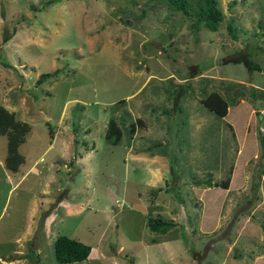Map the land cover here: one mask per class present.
I'll list each match as a JSON object with an SVG mask.
<instances>
[{"label":"rangeland","instance_id":"obj_1","mask_svg":"<svg viewBox=\"0 0 264 264\" xmlns=\"http://www.w3.org/2000/svg\"><path fill=\"white\" fill-rule=\"evenodd\" d=\"M216 1L219 26L193 32L163 0H0V105L29 124L15 170L0 134V264H240V246L263 250L264 0ZM209 91L224 116L200 101ZM154 152L158 188L141 157ZM158 215L175 224L150 230ZM57 234L86 258L56 262Z\"/></svg>","mask_w":264,"mask_h":264},{"label":"trees","instance_id":"obj_2","mask_svg":"<svg viewBox=\"0 0 264 264\" xmlns=\"http://www.w3.org/2000/svg\"><path fill=\"white\" fill-rule=\"evenodd\" d=\"M167 9L178 11L179 13L190 18L189 29L196 32L201 26H205L208 29L214 30L219 26V23L223 17V13L216 0H163ZM235 0H230L229 5H232ZM232 17L230 16L226 22V28L231 34L232 38L236 36L232 33L231 29ZM249 50L244 54V63L248 69L257 68L262 70L256 63H250L247 59ZM60 70L59 67L54 68L51 71L40 72L35 82H40L47 76L56 74ZM259 94L263 97L264 90L259 88ZM255 92L254 87H250L249 93L253 95ZM122 100V99H119ZM202 104L214 112L217 116H224L226 113L227 100L220 95L217 91H209L205 97L202 98ZM117 102L112 104L111 110L116 109ZM114 116L107 120L106 128L104 131V138L110 143H118L122 129L115 120ZM29 130V124L25 120H21L15 117L13 111L7 110L3 105H0V134L6 135L7 150L4 158L5 166L9 169L15 170L18 164L22 161L23 157L18 152V145L24 140L26 132ZM261 147L264 149V134L260 136ZM159 144L155 142V145ZM210 180H206L209 183ZM221 187H227V180H222L217 183ZM147 225L150 230L165 232L168 228L175 224V221L162 216H148ZM53 254L54 259L58 263H67L76 260H82L86 258L90 251V246L80 240L68 237L64 234H57L53 239Z\"/></svg>","mask_w":264,"mask_h":264},{"label":"crops","instance_id":"obj_3","mask_svg":"<svg viewBox=\"0 0 264 264\" xmlns=\"http://www.w3.org/2000/svg\"><path fill=\"white\" fill-rule=\"evenodd\" d=\"M88 130V129H87ZM71 138V136H69ZM70 138H68L67 142L64 143L63 147H62V151H63V154L66 155L65 157L63 158H66L68 157V155L70 154L71 152V141H70ZM51 143V142H50ZM49 143V144H50ZM113 144V143H112ZM70 145V147H69ZM155 152L154 154L152 153L150 156H141L143 158V162H144V167L146 169H148L149 172H151V179L152 181L150 182L152 186L156 185L158 188V181H157V178H158V174H159V169H161V165H165L164 160L162 161V164L160 165V161L161 160H153L154 159V156H155ZM82 154H78V156H75V160H81L82 159ZM160 157V156H159ZM158 164L160 166H158ZM159 170V171H158ZM164 190V189H163ZM91 249V248H90ZM239 251L236 252L234 255L235 257L237 256V260L240 261V264H259L260 263V260H264V248L263 250H255L254 247H251V246H248V245H242L239 247L238 249ZM69 263V262H67Z\"/></svg>","mask_w":264,"mask_h":264}]
</instances>
